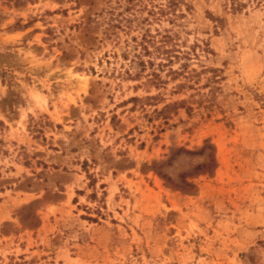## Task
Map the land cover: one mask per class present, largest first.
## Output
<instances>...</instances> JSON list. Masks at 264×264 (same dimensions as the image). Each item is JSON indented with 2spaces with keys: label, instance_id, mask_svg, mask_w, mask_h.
<instances>
[{
  "label": "rangeland",
  "instance_id": "1",
  "mask_svg": "<svg viewBox=\"0 0 264 264\" xmlns=\"http://www.w3.org/2000/svg\"><path fill=\"white\" fill-rule=\"evenodd\" d=\"M0 264H264V0H0Z\"/></svg>",
  "mask_w": 264,
  "mask_h": 264
}]
</instances>
